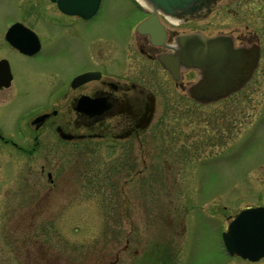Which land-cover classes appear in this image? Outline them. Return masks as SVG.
I'll return each mask as SVG.
<instances>
[{"label": "flooded vegetation", "instance_id": "flooded-vegetation-1", "mask_svg": "<svg viewBox=\"0 0 264 264\" xmlns=\"http://www.w3.org/2000/svg\"><path fill=\"white\" fill-rule=\"evenodd\" d=\"M132 2L143 16L130 27L131 43L120 49L116 42L89 38L86 48L89 61L82 66L78 60L70 62L65 57L74 53L73 49L79 56V44L83 41L80 32L93 31L96 15L85 19L64 13L52 0H23L17 6L19 14L12 18L0 38V162L12 161L16 152L23 155L22 163L24 166L27 163L29 169L23 177V190L29 192L27 204L34 202L33 213H42L50 195L62 188L65 190L68 182L78 184L84 179L90 180L96 156L102 150L104 154L108 149L119 155L114 161L104 159L106 166L108 162L113 164L106 167L107 171L119 168L120 178L135 179L140 187L145 175H149L148 180H157L158 162L167 169L163 174L160 172L165 182L169 178L181 180L185 175L174 173L173 177L169 172L171 162L177 165L193 162L195 167L188 173L191 180L198 175L200 165L210 163L215 167L235 161L238 145H232L237 125L232 124L238 120V103L234 104L237 108L231 116L233 122L224 123L222 117L215 120L208 111L218 105L221 108L248 87L246 93L251 90L253 97L259 92L253 85L264 84V31L256 25L258 18L264 24V0H217L194 14L173 15L155 9L148 0ZM224 6L228 13L234 12L239 23L247 19L244 28L208 33L206 28L196 26V22L205 21ZM151 15L156 16L154 20L163 38L152 39L151 35L137 31L138 23ZM16 23L21 24L12 39L31 53L23 52L8 39V31ZM191 32L207 37L227 35L235 46L258 52V64L243 88L212 102H201L190 93L200 71L186 67L180 60L177 62L176 57L181 49L178 37ZM69 36L76 38L73 49L56 47L59 38ZM107 44L112 49H107ZM161 56L175 61L176 79L164 66ZM18 64L23 73L21 77ZM84 74H89L87 79L80 78ZM171 88L180 90L179 100L167 92ZM181 98L189 103L187 113L181 109ZM192 107L200 110L199 118L190 114ZM196 122L200 124L196 126ZM8 128L14 132L8 133ZM252 136H255L254 129H251ZM53 144H57L62 156L68 157L66 161L62 157L51 161L49 155L55 153L49 147ZM259 148L263 157L251 162V177L256 172L264 180V147ZM200 174L199 177L205 173ZM263 191L251 190V195ZM107 193L110 190L105 189L103 194ZM240 204L230 211L224 231L240 211L264 207V200ZM4 249H0V264H9L1 256ZM26 256L32 258L29 253ZM99 264H117V261L104 255ZM212 264H264V254L252 255L251 259L228 254Z\"/></svg>", "mask_w": 264, "mask_h": 264}, {"label": "rangeland", "instance_id": "rangeland-1", "mask_svg": "<svg viewBox=\"0 0 264 264\" xmlns=\"http://www.w3.org/2000/svg\"><path fill=\"white\" fill-rule=\"evenodd\" d=\"M21 3L23 0H0V38L12 18L19 14L17 6ZM142 16L132 0H103L93 31L80 32L83 41L79 44V56L72 48L76 45L75 37H61L55 45L73 49L74 53L65 60L76 59L82 66L89 61L86 49L89 38L116 42L121 49L131 43L130 27ZM258 20L257 27L264 31V24ZM196 23L208 33H215L244 28L248 21L239 23L234 12L228 13L224 6L205 21ZM17 71L19 77L23 76L19 64ZM253 88H259L253 97L251 90L246 93L248 87L221 108L218 105L208 111L215 120L222 117L224 123L233 122L231 116L237 108L234 104L238 103V120L232 124L237 125L232 145H238L235 161L215 167L210 163L200 165L197 174H205L195 175L191 180L188 173L195 167L193 162L180 165L171 162L172 176L174 173L185 175L181 180L169 178L165 182L160 172L163 174L167 169L158 162L157 180H148L149 175H145L140 187L135 179L120 178L119 168L107 171L106 167L113 164L108 162L106 166L105 160L114 161L119 155L108 149L104 154L102 150L96 156L90 180L84 179L78 184L68 182L64 187L70 191L62 188L51 194L43 207L45 210L33 213L34 202L27 204L29 192L23 190V177L29 170L27 163L25 166L22 163L23 155L16 152L12 161L0 162V249L5 248L1 256L9 264H99L104 255L110 260L116 258L117 264H212L228 257L221 236L230 211L239 202L243 205L251 200H264V191L251 195V190H264V180L256 172L251 177V162L263 157L259 147H264V84H254ZM167 92L177 100L182 95L174 88ZM180 101L183 113H187L189 103L182 98ZM190 110L193 117H200V110L195 111L193 107ZM199 124L196 122V126ZM251 129L255 136L251 137ZM7 132L14 130L8 128ZM49 149L55 153L49 155L51 161L60 157L64 161L68 159L60 154L57 144ZM93 180L96 181L93 183ZM97 183L100 187H95ZM105 189L110 193L104 195Z\"/></svg>", "mask_w": 264, "mask_h": 264}, {"label": "water", "instance_id": "water-1", "mask_svg": "<svg viewBox=\"0 0 264 264\" xmlns=\"http://www.w3.org/2000/svg\"><path fill=\"white\" fill-rule=\"evenodd\" d=\"M66 14L78 15L85 19L93 17L99 10L102 0H52ZM155 9L166 14H194L209 7L216 0H148ZM152 15L137 26L140 33L157 35L160 26ZM19 24H14L7 37L23 52H28L20 43L12 39ZM157 37H163L160 33ZM181 49L176 61L186 67L198 68L201 77L191 87L190 93L199 101L210 102L240 89L251 77L258 63L259 54L255 50L235 47L230 37L219 35L206 37L199 32L182 35L178 38ZM164 65L177 78L173 60L160 57ZM89 74L81 75L87 79ZM223 243L229 254H238L251 259L252 255L264 254V207L247 208L230 223L228 231L222 234Z\"/></svg>", "mask_w": 264, "mask_h": 264}, {"label": "trees", "instance_id": "trees-1", "mask_svg": "<svg viewBox=\"0 0 264 264\" xmlns=\"http://www.w3.org/2000/svg\"><path fill=\"white\" fill-rule=\"evenodd\" d=\"M161 259H163V258H161ZM167 260H168V259H167ZM169 262H171V259H170V260H168V263H169Z\"/></svg>", "mask_w": 264, "mask_h": 264}]
</instances>
